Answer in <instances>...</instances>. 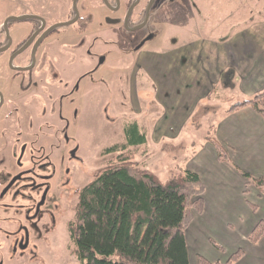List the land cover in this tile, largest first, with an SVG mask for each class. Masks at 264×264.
<instances>
[{
  "label": "rangeland",
  "instance_id": "obj_1",
  "mask_svg": "<svg viewBox=\"0 0 264 264\" xmlns=\"http://www.w3.org/2000/svg\"><path fill=\"white\" fill-rule=\"evenodd\" d=\"M128 1L121 0L119 12L112 13L102 0H78V15L87 23L81 28V23L73 22L50 35L37 49L35 65L28 49L13 59L11 67L10 52L40 21L9 24L11 46L0 53V93L5 102L0 110V191L20 170H29L30 176L17 181L5 196L0 194V264H81L68 230L77 191L119 154L131 152L138 167L161 181L186 169L212 134L203 116L208 103L200 104L178 139H173L176 110L168 109L169 116L174 114L171 124L157 103L153 84L142 77L140 63L150 57V51L169 56L165 52L178 43L195 37L217 38L233 32L237 21L264 19V0H156L148 28L128 33L122 29ZM147 1L141 0L134 11L135 22ZM72 6L73 0H3L0 48L6 44V16L40 17L48 28L72 20ZM109 20L117 22L111 25ZM100 57L105 59L102 66ZM215 103L213 109L223 104ZM132 124L153 140L137 147L129 145L125 128ZM74 147L82 161L73 165L66 154ZM111 147L116 152L105 154ZM70 167L73 177L68 175ZM48 173L52 179L42 181V175ZM252 187L245 180L244 195L250 197ZM44 190L50 193L35 214L31 202ZM6 204L12 207L6 210ZM24 235L28 246L21 250L17 244Z\"/></svg>",
  "mask_w": 264,
  "mask_h": 264
},
{
  "label": "crops",
  "instance_id": "obj_2",
  "mask_svg": "<svg viewBox=\"0 0 264 264\" xmlns=\"http://www.w3.org/2000/svg\"><path fill=\"white\" fill-rule=\"evenodd\" d=\"M233 26V32L217 38L178 43L165 50L169 56L150 51L140 63L142 77L153 84L157 103L171 124L174 114L169 116L168 109L176 110L173 139L205 101L206 124L229 158L228 163L219 161L207 141L186 168L204 185L202 211L193 213L185 232L189 264H196L197 255L226 264L239 251L242 256L233 264H264V237L257 244L249 240L258 223L264 222V194L252 187V195H244L245 180L238 171L264 177V118L250 106L229 112L264 89V19L237 21ZM220 101L223 104L211 107Z\"/></svg>",
  "mask_w": 264,
  "mask_h": 264
},
{
  "label": "trees",
  "instance_id": "obj_3",
  "mask_svg": "<svg viewBox=\"0 0 264 264\" xmlns=\"http://www.w3.org/2000/svg\"><path fill=\"white\" fill-rule=\"evenodd\" d=\"M37 20L34 16L12 18L7 27L10 22ZM247 106L264 118V89L233 105L229 112ZM125 135L133 147L147 141L137 124L125 128ZM206 141L215 148L219 161L229 162L225 149L211 134ZM115 152L116 148L111 147L105 154ZM238 171L246 183L252 182L264 194V177ZM203 194L204 186L197 174L178 169L161 181L153 172L138 167L131 152L121 153L77 191L74 217L68 228L75 255L81 264H189L185 232L193 213L202 211ZM262 237L264 222L260 221L249 240L257 244ZM241 256L237 252L226 264L235 263ZM196 264L221 263L197 255Z\"/></svg>",
  "mask_w": 264,
  "mask_h": 264
},
{
  "label": "flooded vegetation",
  "instance_id": "obj_4",
  "mask_svg": "<svg viewBox=\"0 0 264 264\" xmlns=\"http://www.w3.org/2000/svg\"><path fill=\"white\" fill-rule=\"evenodd\" d=\"M106 1V2H105ZM120 1L121 0H119V8L118 9H116V7H117V4H116V0H111V1H109V0H102V2H103V4H104V6L106 7V8H108V10H110L112 13H118L119 12V10H120V8H121V4H120ZM155 1L156 0H154V2H153V4L151 5V7H150V9H149V11H148V13H147V9H148V5H149V3H150V0H148L145 4H144V6L139 10V15H140V19L137 21V22H135L134 20H133V14H134V11L136 10V8H138L139 6H140V4H141V0H139L138 2H137V0H129L128 2H127V4H125V14H124V17H123V24H122V29H123V31H125V32H128V33H135V32H139V31H142V30H146L147 28H148V26H149V23H150V20H151V11H152V9H153V6H154V4H155ZM106 3H108V4H106ZM131 7H133L132 8V10L130 11V14H129V16H128V20H127V25L125 24V19H126V17H127V14H128V12H129V10H130V8ZM72 8H73V6H72ZM74 10V9H73ZM33 17V16H32ZM34 17H36V16H34ZM146 17L148 18L147 19V21H146ZM37 18H39L40 19V17H37ZM74 18H75V12H74ZM73 18V19H74ZM72 19V20H73ZM72 20H68V21H66V22H59V23H56V24H54V25H51V26H49L48 28H45V22H43V20L42 19H40V20H37V22H39L40 21V23H39V25L38 26H35V27H33V32L29 35V37L26 39V40H24L23 42H21L17 47H16V49L15 50H13L12 52H10V56H12L14 53H16L36 32H38V34L36 35V37L34 38V40H33V42L31 43V45L29 46V48H27L26 50H28V49H30V57L33 59V56H32V50H33V46H34V44H35V42L40 38V37H42L43 36V34L44 33H46L44 36H43V38H42V40L39 42V44H38V46H37V48H36V50H35V52H34V65H35V62H36V57H35V55H36V52H37V49L40 47V45L50 36V35H52V34H55V33H57V31L58 30H60V28H64V27H67V26H70V25H72V24H74V23H81V28L82 27H84V24H86L87 23V21H85L86 23H84L83 21L84 20H81V18L79 17V15H78V19L74 22V23H72V24H68V22H70V21H72ZM28 22V21H27ZM116 22H117V20H109V23L111 24V25H115L116 24ZM44 25V28L42 29V30H40L41 29V27ZM4 27V26H3ZM51 28V29H50ZM8 27H7V32L5 31V29L3 28V31H4V33H5V39H6V44H5V46L4 47H6L7 46V44H8V40H9V35H8ZM50 29V30H49ZM147 35V34H146ZM147 37L148 36H146L144 39H142V40H146L147 39ZM4 47H1V48H4ZM0 48V49H1ZM25 50V51H26ZM7 51V50H6ZM24 51V52H25ZM89 52L90 51H87V53H88V55H90L89 54ZM0 53H2V52H0ZM23 53V52H22ZM21 53V54H22ZM20 55V54H19ZM19 55H17V56H19ZM16 56V57H17ZM100 58H102V57H100ZM100 58H99V60H100ZM104 62H105V59H104ZM104 62L102 63V64H100L101 66L104 64ZM98 63H99V61H98ZM20 71H23V70H16V72L18 73V72H20ZM66 94H64V95H62L61 97H60V99H61V103H63V101L65 100L64 98H66ZM4 98H3V96H2V94L0 93V110L3 108V105H4ZM59 118H60V120L62 121V120H64L65 119V117H64V115H63V113H62V109H61V111H59ZM63 133L64 134H62V136H63V139H64V143L67 145V144H69V140L67 139V138H65V136L67 135V133H66V128H64V130H63ZM66 134V135H65ZM79 149H78V147H74V148H69V150H67V154H66V156H67V161H68V163H72L73 165L75 164V163H80V161H82V159L81 158H79V156H77V151H78ZM25 151H26V148L25 149H23V151H22V157L24 156V154H25ZM73 151H75V153L72 155L71 153L73 152ZM18 163V166H19V168H21V162H20V160L19 161H17ZM44 170H46V168L44 167L43 168ZM67 170H69L68 171V175L70 176V175H72V177H73V169H71V167H70V169H67ZM72 171V172H71ZM33 175L35 176V173H33ZM30 175H29V170H26L25 172H23L22 170H20L17 174H15V177L14 178H12V180L13 179H15V178H17V180L7 189V187L9 186V184L12 182V180H9L10 182L8 183V184H5V186L1 189V191H0V194H1V196H2V194H3V196H5L12 188H13V186L16 184V182L17 181H23L25 178H27V177H29ZM19 177V178H18ZM42 181L43 180H51L52 179V177H50L49 176V173H48V175H47V177H46V175L45 176H43L42 175V177L40 178ZM50 192H47L46 190H44V191H42V192H39V195H38V197H37V200H36V202L34 201V202H31V204H33V207H34V213L36 214V213H38V211H39V208L44 204V202H45V200H46V196L49 194ZM3 207L4 208H6V210H7V208L9 209L10 207H12V205L11 204H6V205H3ZM34 214V215H35ZM17 245H19V247L21 248V250L23 249V250H26V248H27V246H28V238H27V236H25L24 235V237H22L20 240H19V243L17 244Z\"/></svg>",
  "mask_w": 264,
  "mask_h": 264
},
{
  "label": "water",
  "instance_id": "obj_5",
  "mask_svg": "<svg viewBox=\"0 0 264 264\" xmlns=\"http://www.w3.org/2000/svg\"><path fill=\"white\" fill-rule=\"evenodd\" d=\"M77 1L78 0H73V9H74V12H75V18L72 20V21H70V22H68V24H72L73 22H75L77 19H78V10H77ZM139 0H137V2H138ZM106 2V1H105ZM153 2H154V0H150V3H149V5H148V9H147V13H148V11H149V9H150V7H151V5L153 4ZM106 4H108V3H106ZM116 4H117V7H116V9H118L119 8V0H116ZM132 8L133 7H131L130 8V10H129V12H128V14H127V17H126V19H125V24L127 23V20H128V16H129V14H130V11L132 10ZM29 17H31V16H28V15H25V16H19V17H10V18H7V20L4 22V29H5V31L7 32V22H8V20L9 19H18V20H24V19H27V18H29ZM147 17H146V21H147ZM127 25V24H126ZM44 28V25L41 27V29L40 30H42ZM51 29V28H50ZM49 29V30H50ZM38 34V32H36L16 53H14L11 57H10V62H9V64H10V66L12 67V61H13V59L17 56V55H19V54H21L22 52H24L27 48H29V46L31 45V43L33 42V40H34V38L36 37V35ZM46 33H44L43 34V36L45 35ZM43 36L42 37H40L36 42H35V44H34V46H33V50H32V56H33V61H34V52H35V50H36V48H37V46H38V44H39V42L42 40V38H43ZM10 46H11V40H10V38H9V40H8V44H7V46L6 47H4V48H1L0 49V52H2V51H6V50H8L9 48H10ZM104 62V58L102 57V58H100V60H99V64H102ZM75 153V151H73L71 154L73 155ZM19 178V177H18ZM17 180V178H15V179H13L12 180V182L9 184V186L7 187V189L15 182Z\"/></svg>",
  "mask_w": 264,
  "mask_h": 264
}]
</instances>
